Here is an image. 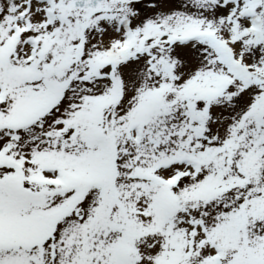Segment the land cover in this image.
Listing matches in <instances>:
<instances>
[{
    "label": "snow or ice",
    "instance_id": "obj_1",
    "mask_svg": "<svg viewBox=\"0 0 264 264\" xmlns=\"http://www.w3.org/2000/svg\"><path fill=\"white\" fill-rule=\"evenodd\" d=\"M0 264H264V0H0Z\"/></svg>",
    "mask_w": 264,
    "mask_h": 264
}]
</instances>
